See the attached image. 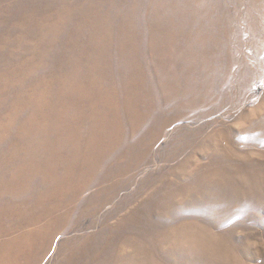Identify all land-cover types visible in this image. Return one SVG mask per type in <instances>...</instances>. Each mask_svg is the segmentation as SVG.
Here are the masks:
<instances>
[{"label":"rangeland","instance_id":"374dc122","mask_svg":"<svg viewBox=\"0 0 264 264\" xmlns=\"http://www.w3.org/2000/svg\"><path fill=\"white\" fill-rule=\"evenodd\" d=\"M190 1L196 9L205 6L207 13L213 17L214 23L210 32L217 37L215 53L221 56L219 61L222 60L215 84L217 88L225 86L231 94L232 98L227 99L231 108L216 110L197 119L185 116L186 118L172 122L148 151L146 163L138 161L140 156L135 152L130 153L134 157L127 158L126 162L129 155L122 157L121 162L123 160L124 164H130H123V173L115 170L106 180L109 183L123 182L113 197L103 202L94 215L80 221L77 229H63L54 234L59 225H49V217L44 215L47 208L52 206L54 214L59 213L62 191L50 188V176L53 178L50 183L62 181L60 177L63 175L59 165L63 163L65 156L71 153L72 148L69 145L73 141L82 143L85 135L93 130L92 122L85 121L83 116L90 106H94L93 96L96 90L93 82L94 71L91 73L90 70L94 62L89 58L92 53L90 55L88 46L91 45L90 38L94 32L95 20L98 24L104 23L103 26L100 24L104 33L108 24L113 21L109 15L100 16L95 12L113 11L124 6L122 3L125 0H0V264H67L66 254L69 249L63 245L64 242L75 236L93 234L95 244L100 247L93 254L95 261L84 260L85 264H145L148 260L147 263L150 264H174L175 260L177 264H192L194 260L190 254L188 255L185 249L180 252V249H177L179 244L177 246L175 240V237H178L177 226L190 224L191 220V224L198 221L209 226L211 231L223 237L227 247L231 245V249L238 253V259L231 261V264H264V0ZM126 7L127 5L125 10ZM205 20L208 21L207 18ZM116 24L117 22L113 26L116 27ZM104 33L99 37H105ZM115 44L117 40L110 45L112 49L116 48ZM211 49V44H207L206 51ZM156 55L144 58V64L148 65L146 68L153 74L157 67L154 68L150 63H153ZM214 104H217V101L212 105ZM206 109L209 112L214 108L208 106ZM199 110H194V113ZM75 112L81 113L79 118ZM221 124L226 126L225 128L228 125L232 134V137L228 138L233 141V146L228 151L231 153L224 155H227L226 159H234L233 163L237 167L234 168V178L223 181L220 179L219 184H214L215 186L206 178V194L218 190L221 191V196H217L213 202L209 197L210 201L196 205L193 203L195 198L201 201L193 187L197 170L210 169L211 176L219 173L222 178L218 166L209 163L210 156L216 152V141L212 142L210 138L219 130ZM157 125L159 124L155 123L151 127L157 128ZM186 130L193 131L192 143L187 142V137L183 135ZM129 137L131 138L130 135ZM63 141L68 147L64 146ZM55 157L57 160L53 159ZM136 159L139 164H134ZM185 159L191 162L183 163ZM51 160L56 161V164ZM179 164L186 169L189 166L190 170L173 174L172 183L176 181L175 185L163 186L157 171L170 167L180 169ZM56 165L59 170L56 172L53 168L51 175L50 166ZM97 177L98 174H94V183ZM79 179L78 176L75 178L76 181ZM106 182L104 185L87 188L83 195L95 192L100 186L106 192ZM36 186H41L38 189L40 192L36 190ZM40 189H43L42 192ZM165 190L167 193L175 192L172 200L165 197ZM131 195L134 196L133 200L126 201V196ZM94 199V202L98 203L99 199ZM33 201L36 203L32 204ZM144 202L149 204L150 211L140 212L139 218H135L137 220L128 218L126 222L120 223L125 212L123 205L135 207ZM190 203L192 204L189 205ZM41 205L42 207H39ZM140 219H143L141 225L138 224ZM116 221L120 223L119 229H111V234L117 235L121 241H114L115 245L111 248L110 243L100 241L97 236H100V232H105L104 222ZM27 224L29 231L46 224V233L43 232L44 237L40 238V244L31 245L29 249H26L28 245L22 238L24 232L28 231L27 227H24ZM48 238L52 241L50 248L45 252L43 249L50 240ZM89 244L91 243L88 242L87 245ZM156 244H161V249ZM12 252L16 254L15 261L7 259ZM43 252V260L37 263ZM122 252H125L126 257ZM200 263L196 261L195 264Z\"/></svg>","mask_w":264,"mask_h":264},{"label":"bare ground","instance_id":"6f19581e","mask_svg":"<svg viewBox=\"0 0 264 264\" xmlns=\"http://www.w3.org/2000/svg\"><path fill=\"white\" fill-rule=\"evenodd\" d=\"M122 4L124 6L117 7L113 11H106V10L100 11L99 10V12L97 11L95 12L96 15L99 14L100 16L109 15V17L113 21H111L108 24L107 26L108 29L104 33L102 32V29H100L101 28L100 24L102 22H99L100 24H98V22H96L95 20L94 32L93 34L91 33L92 38H90L91 45L88 46V48H90L91 50L90 55L92 53V55L89 58H91V60L94 62V63L91 62L92 66L90 70H91V73L94 71V74H93L94 81L93 82H94V86L96 90L94 91V96H93L94 106H90V107L88 106L89 109H87V111L84 112L85 114L83 116H85L84 118L85 121L90 122V123L92 122L93 130H92V133L85 135L86 137L82 143L72 140L73 142L69 145L71 146L70 148H72L71 153L67 154L63 160V163L59 165L61 167L60 170L63 175L60 177L62 178V181L59 180L58 183L56 184L50 183L52 182V179H53L50 176L51 178V180H49L50 188H53L55 191H62L61 193L62 197L60 198V206L58 205L60 207V209L58 208L59 213L54 214V210L51 209L53 207L52 206V207L47 208L45 215H44V216L49 217L48 219L49 225H53L54 227H57L59 225L58 228L54 231V234L57 231L60 232L63 229H71V228L77 229L80 221L88 218L90 215H94V212L96 211V209L102 206L103 202L111 199L114 193L122 186L123 182H118V181L113 182L112 181L113 183L110 182L111 183L110 184L108 181L106 182L108 176L112 174V172L115 170L123 173L124 167L122 166L128 160L127 158L129 159L132 158L131 156L133 155L132 154L130 155V153L132 152H135L137 156L138 155L140 156V157L138 156L139 157L138 161H141V163H146L148 161V151L151 149V147H153L154 143L162 136V134L165 133L167 128L172 124V122L180 120L182 118H186L188 116H190V118L197 119L204 114L209 115L216 110L231 108L227 104L229 103L227 102V99L230 100L232 98L231 94H229L225 86H220L219 88H217L215 84L216 82L215 77L217 73L220 71V64L222 66V62H221L222 60L219 61L221 56L215 53L217 37L215 34L210 32V27L214 23L212 20L213 17L211 18L210 15L207 13L206 11L207 8H205V6L204 8L199 7V9L197 8L198 9L197 10L193 6L194 3L190 0H125V2ZM126 5L127 7L125 10ZM188 8L190 9L188 10ZM197 15H200V17H197ZM205 18L208 19L207 22ZM102 21H104V19ZM115 22H117L116 27L113 26ZM103 24L104 23H102V26ZM102 33L105 34L104 35L105 37L103 36L99 37ZM114 40L115 41L117 40V44H115L117 46L116 48L112 49L110 45H112V42ZM207 44H211L212 49L210 51H206ZM85 53L87 54L89 52H85ZM154 54H157V55L156 57L154 56L153 61L151 60L153 63H150V64L154 65L155 66L154 68L157 67L156 71L154 69L155 74L151 73L152 71H148V69L146 68L147 63L146 65L144 64V60H145L144 58L150 55H154ZM114 62H117V63L113 65ZM152 74H153V77H152ZM75 99L76 98H74V101ZM215 101H217V104H214V106L216 105L214 107L212 104L215 103ZM208 106L214 109L207 112L206 108ZM196 109H200V110L199 112L194 113V110ZM75 113H76V117L79 118L81 113H77V112ZM155 123L159 124L157 125V128L151 127V125H154ZM225 127L226 126L221 124V126L218 127L219 130L218 131L215 130L216 132H214V134L210 138L211 140H213L212 142L216 141V152L212 157L210 156L209 163L216 164L218 166L217 169L218 171L221 170L222 178L219 173L217 174L215 173L214 175L211 176L209 172L210 169L209 170L208 169H204V170L198 169L197 170V177L195 181L193 182V187L196 190V195L201 197V201L195 198L193 200V203L196 205L197 204L203 205L205 202L209 200V197L211 198L213 202L215 201V199H217L216 198L217 196L219 197L221 196V191H218V190L216 192L212 190L211 193H208L209 196L206 194L207 193L206 191L207 189H205V185H206L205 183L207 181L205 180L206 178L210 181V183H213V185L219 184L218 182H220V179L221 181H223V179L227 180L230 178H234V175H233V172L235 171L234 168H237L235 167L233 163L234 159L233 160L231 159L232 160L231 162L230 159H226L227 155H224V154L231 153L228 151H230L231 150L230 148H232L233 146L232 145L233 141H230L232 139L230 140L228 139L229 137L230 138L232 137V134L230 133L228 129V125H227V128ZM89 129L87 133H89ZM182 131H184V128H182ZM192 132L187 131L185 132V134H183L184 136L187 137V142L191 141ZM129 135L131 136V138L129 137ZM60 143H58V145ZM68 143H70V141H68ZM63 144L64 146L68 145L64 143V141H63ZM195 151L197 152V150ZM218 154H221V156L224 157L225 160ZM122 157L124 158L126 157L125 162H123V160L121 162ZM53 159L57 160L56 157ZM51 161L54 164H56L55 163L56 161H53V160ZM138 161L136 159V161H134L135 162L134 164H139ZM188 161L189 159H185L183 163L188 162ZM126 164L129 165L130 163L128 162ZM48 165H49V161H48ZM179 165L181 167L180 169L176 167H175L176 169L170 167L169 169H160L157 171L158 179L160 182H162L163 186L175 185L176 181L172 183L173 174H178L179 171L188 172L190 170L187 164L185 165L188 166V169H186L185 167L182 168L183 166L182 164H179ZM53 168L56 169V172H58L59 170L58 169L59 167H57V165L50 166L49 173L51 175H52ZM96 173L98 174V177L95 180L96 183H94V174ZM31 174L33 176V173ZM17 176L19 175L17 174ZM77 176L80 177L78 181L75 180ZM39 179H41V177ZM197 181L199 182V186H198ZM105 182L108 183L106 192L104 191L102 186H100L95 192L89 195H83L84 191L87 188L92 187L94 185L99 186ZM37 185H39V181ZM39 187L36 190H38ZM56 188L58 190H56ZM165 192L163 194L167 198H171L175 196V192L174 193H167V192L165 193ZM148 193L150 192L148 191ZM94 198L99 199L98 203H95L96 200ZM133 198L134 196L132 195L126 196V201H131L133 200ZM78 200H79V203H78ZM35 203L33 201L32 204H35ZM191 204L192 203H190L189 205ZM37 206H38V203H37ZM123 206L124 207L122 208L124 209L125 212L124 214L122 213L123 220L120 221V223H123L124 221L126 222L128 218L129 219L130 218L135 219L136 217L139 218L138 215L140 214V212H143V211L147 212L151 210L150 209L151 207H149V204L145 202L142 204L140 203V205H135V207L134 206L128 207L125 205ZM153 206L155 207V205ZM39 207H42V205ZM190 207L191 206H189V208ZM202 215L203 214H201V216ZM45 219L46 218L44 217V221ZM142 221L143 219H140L138 221V224H140V222ZM192 221L193 220H191V222ZM181 222L183 224V221ZM191 222H189L190 224H183V225L177 226L176 230H177V234L179 238L175 237V240H176L177 246L179 244V248L177 249H180V252L182 249H185L184 251H186L188 255L190 254L192 259L194 260L192 261V264H195L196 261L205 263V264L206 263L231 264V261H234V259H238V253L235 250L231 249L230 247L231 245L229 247L225 245L226 242L225 243L223 242V237L221 235L211 231L209 226L202 225V223L198 221H194V223L192 224ZM120 223L119 221L112 222V223L104 222L103 230H105V232L104 233L100 232V236L98 235L97 237L100 238V241L104 240L106 244L110 243L111 248H112L115 245L114 241H121V240H119V237L117 235H114L113 233L111 234V231H112L111 229H115V230L119 229L118 224ZM28 224L27 226L26 225L24 226V227H27V229L29 226ZM36 224L35 226H37ZM45 225L41 224V226L39 225V227H37L34 230L29 231L28 229V231L24 232L25 234H24V237L22 238H24V243L28 245V248L26 247V249H29L31 245L33 246L36 244H40V238L44 237L43 232L46 233L45 227H44ZM149 228H147V230ZM153 228H154V225H153ZM170 229H173V228H170ZM94 236H95L94 234L85 235V236H75V237L69 238L66 242H64L63 245L65 247H68L69 249V251L66 254L67 264H85L84 260H87L90 262V260L92 259L93 261H95L94 259L95 256H93V254L94 252H97V249L99 250L98 247L100 246L95 244ZM163 238L165 237L163 236ZM51 241L52 239L48 240V242L44 246L43 251L46 252V250L50 248L49 246L51 245ZM88 242H90L92 245L91 244L87 245ZM160 245L158 246L160 247ZM102 246L106 247L107 245H102ZM17 248H18V245H17ZM144 248H142V250ZM85 249L87 250L86 252H85ZM15 252H12L11 255H9L10 258L7 257V259H11L12 261H15L16 259ZM45 252L42 253V256L40 259L39 258L37 259L36 261L37 263L43 260ZM136 252L138 253V251ZM122 253H120V255ZM124 253H123V256H124ZM109 257L111 258V255H109ZM117 259H115V261ZM141 259H145V258H141ZM186 259H188V257ZM123 260L125 259L123 258ZM118 261L119 260H117V262ZM178 261L180 262V260ZM147 262H145V264H150ZM175 263H176V260H175ZM141 264H144V263H141ZM152 264H156V263L153 262Z\"/></svg>","mask_w":264,"mask_h":264}]
</instances>
